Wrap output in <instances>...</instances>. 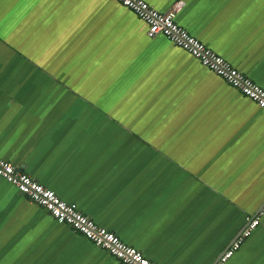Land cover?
Returning <instances> with one entry per match:
<instances>
[{
    "label": "crops",
    "instance_id": "obj_1",
    "mask_svg": "<svg viewBox=\"0 0 264 264\" xmlns=\"http://www.w3.org/2000/svg\"><path fill=\"white\" fill-rule=\"evenodd\" d=\"M264 88V0H146ZM117 0H0V157L155 264H217L264 207V109ZM0 264H123L0 178ZM225 264H264L261 223Z\"/></svg>",
    "mask_w": 264,
    "mask_h": 264
},
{
    "label": "built area",
    "instance_id": "obj_2",
    "mask_svg": "<svg viewBox=\"0 0 264 264\" xmlns=\"http://www.w3.org/2000/svg\"><path fill=\"white\" fill-rule=\"evenodd\" d=\"M129 8L138 18L148 25L150 38L164 36L175 46L180 47L199 60L202 65L223 78L229 85L253 100L264 109V88L235 68L231 63L208 48L200 40L193 37L176 22V15L182 4L176 5L168 12H161L146 0H117ZM0 178L11 183L29 198L30 201L46 209L60 224L71 227L97 247L106 250L123 264H155L140 250L125 243L114 232L99 226L93 219L85 215L75 203L63 200L53 190L46 188L29 174L0 157ZM264 207L258 215L249 219L245 230L226 250L217 264H225L239 250L243 242L261 223Z\"/></svg>",
    "mask_w": 264,
    "mask_h": 264
},
{
    "label": "water",
    "instance_id": "obj_3",
    "mask_svg": "<svg viewBox=\"0 0 264 264\" xmlns=\"http://www.w3.org/2000/svg\"><path fill=\"white\" fill-rule=\"evenodd\" d=\"M20 170V169H19ZM20 171H22V170H20ZM23 172V171H22Z\"/></svg>",
    "mask_w": 264,
    "mask_h": 264
}]
</instances>
